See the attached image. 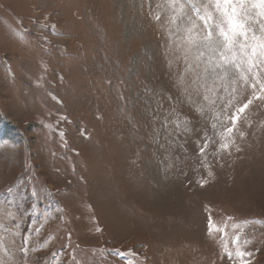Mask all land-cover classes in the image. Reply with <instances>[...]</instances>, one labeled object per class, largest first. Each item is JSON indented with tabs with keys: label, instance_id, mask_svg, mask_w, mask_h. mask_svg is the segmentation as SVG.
Instances as JSON below:
<instances>
[{
	"label": "rangeland",
	"instance_id": "1",
	"mask_svg": "<svg viewBox=\"0 0 264 264\" xmlns=\"http://www.w3.org/2000/svg\"><path fill=\"white\" fill-rule=\"evenodd\" d=\"M0 264H264V0H0Z\"/></svg>",
	"mask_w": 264,
	"mask_h": 264
}]
</instances>
